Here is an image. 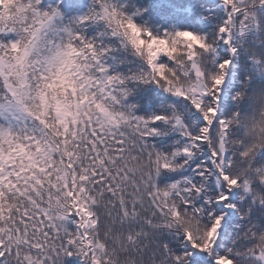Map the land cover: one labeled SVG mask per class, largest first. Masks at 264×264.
Listing matches in <instances>:
<instances>
[{
	"label": "snow or ice",
	"instance_id": "1",
	"mask_svg": "<svg viewBox=\"0 0 264 264\" xmlns=\"http://www.w3.org/2000/svg\"><path fill=\"white\" fill-rule=\"evenodd\" d=\"M0 264H264V0H0Z\"/></svg>",
	"mask_w": 264,
	"mask_h": 264
}]
</instances>
